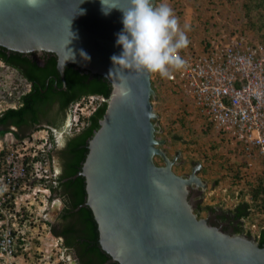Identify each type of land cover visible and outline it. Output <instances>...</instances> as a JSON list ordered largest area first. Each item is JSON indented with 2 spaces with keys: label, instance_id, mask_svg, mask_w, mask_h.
I'll return each mask as SVG.
<instances>
[{
  "label": "water",
  "instance_id": "water-1",
  "mask_svg": "<svg viewBox=\"0 0 264 264\" xmlns=\"http://www.w3.org/2000/svg\"><path fill=\"white\" fill-rule=\"evenodd\" d=\"M125 7L126 0H40L36 7L0 0V46L53 52L61 73L74 64L111 83L80 172L99 246L109 256L103 264H264V245L253 236L222 231L194 212L192 190L206 187L196 173L201 163L187 176L173 171L175 158L156 138L150 74L114 68L111 57L122 52L117 8Z\"/></svg>",
  "mask_w": 264,
  "mask_h": 264
},
{
  "label": "rangeland",
  "instance_id": "rangeland-1",
  "mask_svg": "<svg viewBox=\"0 0 264 264\" xmlns=\"http://www.w3.org/2000/svg\"><path fill=\"white\" fill-rule=\"evenodd\" d=\"M162 2L168 3L174 9L181 27L185 24L190 26V31H187L190 44L180 52L200 53L211 43L220 45L234 37H243L245 41L253 43L261 42L260 36L246 25L247 18L243 8L246 0L155 1L157 4ZM150 79L156 92V99L151 100L152 110L158 115L155 118L158 123L156 138L164 139L161 148L169 159L175 158L173 171L187 176L196 162L201 163V168L196 173L206 182V187L192 190L196 192L193 196L194 202L200 199L204 206L210 205L228 211L238 203L247 201L251 207L249 220L259 223L261 219L256 213L260 205H264V191L257 197L252 195L259 183L262 182L264 187L263 159L256 153H244L240 143L214 128L197 113L192 99L176 92L167 78L151 74ZM21 87L26 88L23 78L0 61V110L16 104ZM90 100L93 101L91 104ZM98 100L96 97L88 98V107L84 104L74 109L77 113L82 109V115L87 117ZM68 124L71 131L77 128L70 122ZM43 135L47 136L44 130H40L20 140L8 132L0 137V147L13 150L20 149L21 146L33 148ZM154 160L157 164H163L159 156ZM34 186L32 184L29 191H38V187ZM39 188L43 189L42 186ZM48 193L47 190H39L36 196L26 197L24 194L26 200L22 198L15 210L9 209L5 216L0 217L4 221L3 226L16 229L13 246L15 251L11 256L0 255V264H69L71 254L62 246L61 239L51 232L48 224V221H54L52 209L55 203V199L53 201L48 198ZM205 211H200L197 216L206 218ZM256 226L254 231L244 226L243 230L254 237L261 223Z\"/></svg>",
  "mask_w": 264,
  "mask_h": 264
},
{
  "label": "built area",
  "instance_id": "built-area-1",
  "mask_svg": "<svg viewBox=\"0 0 264 264\" xmlns=\"http://www.w3.org/2000/svg\"><path fill=\"white\" fill-rule=\"evenodd\" d=\"M179 55L186 66L173 70L167 78L174 90L190 97L197 113L218 131L240 143L244 153H256L264 161V44L234 37L220 45L211 43L200 53L186 51ZM92 102L90 100L89 104ZM78 117L74 109L75 122ZM46 135L41 136L33 148L0 147V217L9 209L15 210L22 198L36 196L39 190L50 191L54 173L49 158L52 146ZM32 184L38 191H29ZM256 214L261 219V226L255 233L259 238L264 230V205H260ZM249 216L250 212L243 218L244 227L254 231L259 223L251 222ZM3 224L0 218V255L11 256L15 251L16 229Z\"/></svg>",
  "mask_w": 264,
  "mask_h": 264
},
{
  "label": "trees",
  "instance_id": "trees-1",
  "mask_svg": "<svg viewBox=\"0 0 264 264\" xmlns=\"http://www.w3.org/2000/svg\"><path fill=\"white\" fill-rule=\"evenodd\" d=\"M243 8L245 11L244 15L247 18L245 21L247 27L260 36L261 42L258 43L264 44V0H246V2L243 4ZM52 58L53 62H56L55 57L52 56ZM0 61L5 64H10L9 66H17L16 61H24L23 65H26L28 68V72L25 73V76L35 84L38 80L40 83L42 82L43 86L45 85L44 78L47 73L41 71V68L38 66V64H36V62L27 61L25 53L9 50L4 46H0ZM65 71L67 89L69 90V93L66 94L67 96L64 95L66 102L71 99L70 102L74 104L78 100V96L80 94L98 96L99 100L97 103H95V107L94 109L92 108L93 111L89 114V116L81 117L82 119H85L86 124L78 131L73 129V131L69 132V126L66 128L63 119H53L48 122L50 124V139L53 141V143L56 144V132L58 133L59 131H64L66 136L63 146L56 153V155L62 159L60 174L57 176L59 179L57 193L61 194L65 204L64 210L59 217V219L61 218V220H64L63 234L67 235L69 233H77L78 237L80 236L83 238V243L80 245L81 248H78L79 242L74 241L63 243V247L76 246V254L80 259L81 264H85L82 261V257L87 253L92 255L94 264H102L107 259H109V256L99 246L97 224L92 211L88 205L84 206L83 204L86 200V190L84 176L80 172L82 163L85 160L88 152V141L93 136L94 131L99 128V121L104 114L107 104L106 100L111 91V83L102 75L75 68V65L73 64L66 65ZM36 97L37 94L34 92L22 96V100L25 103V108H9L5 114H0V125H3L4 123L7 124L8 121L16 122V124L19 123L25 113L23 112L24 109H26V106L29 105V101ZM32 110H34V108H32ZM69 111H71V109ZM32 119L33 122H30L31 124H35L36 122L38 123L35 117H32ZM152 121L155 122V118H153ZM9 130L10 129L8 128L0 129V137H2L5 132L8 133ZM28 134L29 133H26L25 135L21 136L14 134L13 137L15 139H23L27 138ZM49 189L53 193L54 187L49 186ZM262 191H264V187L261 182L259 183V187L255 189L252 196L257 197ZM53 197H55V194L51 196L50 199ZM248 207L249 204L244 201L238 203L232 210L228 211L234 212L236 217L240 219L241 217L246 216L248 213ZM210 209L212 210L213 207L210 205L204 206L198 202L194 210L198 214L202 210ZM70 220H74L75 222L72 224L69 222ZM48 224L53 234L59 236L54 224L50 221H48ZM257 241L261 246L264 245V230L260 232V237L257 239ZM109 264L118 263L113 262Z\"/></svg>",
  "mask_w": 264,
  "mask_h": 264
},
{
  "label": "flooded vegetation",
  "instance_id": "flooded-vegetation-1",
  "mask_svg": "<svg viewBox=\"0 0 264 264\" xmlns=\"http://www.w3.org/2000/svg\"><path fill=\"white\" fill-rule=\"evenodd\" d=\"M25 55L27 57V61L36 62V64H38V66L41 68V71L47 73V75L44 78L45 85L43 86L42 82L40 83L38 80L35 84L33 81L29 80L25 76V73L28 72V68L26 65H23L24 61H16L17 66H10L16 71V73L20 77L23 78L26 88L21 87V89H19L21 93L18 96L16 104L0 110V114L1 115L5 114L9 108H15V109H20L23 107L25 108V103L22 100V96L24 95L34 92L37 94V97L34 99L32 98L28 103L29 105L26 104L28 106H26V109H24L23 112L25 113L22 116V119L26 121L21 119V121H19V123L17 124L16 122L8 121L7 124L4 123L3 125H0V129H7V128L10 129L8 132L12 135V137L14 134L21 136V135H25L26 133H29L27 135L29 137L33 133L40 131V130H44L48 134L49 141L51 142V146H52V149L49 153L50 165L54 173V178L50 186L54 187L53 193L55 194V197H53V200L56 199L53 205L54 207L52 209L54 211L53 223H54L55 229L59 233L58 238L61 239L62 246H63V243L65 242L74 241V242H79L78 248H81L80 245H82L83 243V238H81L80 236L78 237L77 233H74V234L69 233L67 235H64L63 234L64 220H61V218L59 219L61 213L64 210L65 204L63 202V198L61 197V194L57 193L58 180H59L57 176L60 174V170H61L60 166L62 164V159L59 158V156L56 155V153L63 146L66 136H65L64 131H59L58 133L56 132V136H55L56 144L53 143V141H51L50 139V129H49L50 124L48 122L53 119L54 120L63 119V122H65L66 128H68V123H69V120H71L72 118V112H73L74 106L75 105L82 106L86 104V102L88 101V97L90 96L98 97V96L80 94L78 96V100L74 104L70 102L71 99L66 102L65 100L66 98L64 95L69 93V90L67 89V84H66V71H65V67L63 69V73H61L58 70V57L53 52H49L45 50L27 52L25 53ZM52 56L55 57L56 62H53ZM6 65L9 66L10 64H6ZM75 68H78V67L75 66ZM32 108H34V110H32ZM69 108L71 109V111H69L70 110ZM82 112L83 110L80 109V113H78L79 121L72 123L73 125L77 127V128H74V130L76 131L80 130L86 124L85 119L81 118V117H84L82 115ZM90 113H88V116ZM32 117H35L38 123L36 122L35 124H31L30 122H33V119H34V118L32 119ZM78 124H81V126L78 127ZM68 131L69 132L71 131L70 127L68 128ZM6 133L7 132H5V134ZM23 139H20V140H23ZM53 193L50 190L49 196L50 197L53 196L54 195ZM199 200H197V202L196 201L194 202V209L197 206L198 202L201 203V201ZM83 204L84 206H87L86 203H83ZM205 212H206V216L208 218L209 224L220 228L222 231H226L230 233L247 234V231L243 230V223L241 219H238L234 212H229L227 210H223L221 208H214V207L212 210L211 209L206 210ZM69 222L73 224L75 221L70 220ZM64 248L71 254V259L69 261V264H81V261L76 254V246H73V247L64 246ZM82 261L85 264H94L92 255L88 253L82 257ZM110 263H113V262H110Z\"/></svg>",
  "mask_w": 264,
  "mask_h": 264
},
{
  "label": "clouds",
  "instance_id": "clouds-1",
  "mask_svg": "<svg viewBox=\"0 0 264 264\" xmlns=\"http://www.w3.org/2000/svg\"><path fill=\"white\" fill-rule=\"evenodd\" d=\"M24 2L28 7H36L40 0H24ZM126 4L125 8H117L123 13V30L116 40L117 45L122 46V52L120 55L111 57L114 68L119 66L121 69H129L137 73L147 72L150 78L151 74L170 78L172 70L183 69L186 61L179 53L190 44L187 36L190 26L185 24L181 27L178 16L168 3L157 4L155 0H126ZM103 11L106 15L109 12H106L104 8ZM80 55L90 60L83 50ZM114 68L110 69L109 75ZM124 94L127 95L128 92ZM69 122L75 123L73 112ZM48 198L50 199V196ZM250 208V206L247 208L246 216L240 218L243 226V218L247 217ZM254 238L258 237L254 235Z\"/></svg>",
  "mask_w": 264,
  "mask_h": 264
}]
</instances>
